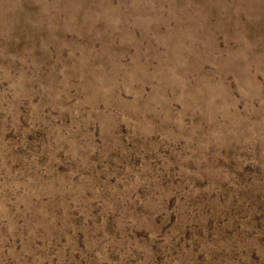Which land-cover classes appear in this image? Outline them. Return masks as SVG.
I'll list each match as a JSON object with an SVG mask.
<instances>
[{
  "label": "rangeland",
  "instance_id": "1",
  "mask_svg": "<svg viewBox=\"0 0 264 264\" xmlns=\"http://www.w3.org/2000/svg\"><path fill=\"white\" fill-rule=\"evenodd\" d=\"M0 264H264V0H0Z\"/></svg>",
  "mask_w": 264,
  "mask_h": 264
}]
</instances>
